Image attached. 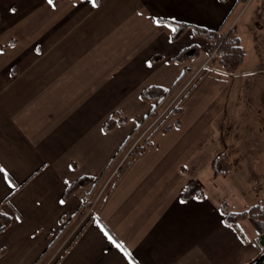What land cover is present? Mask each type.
<instances>
[{
    "label": "crops",
    "instance_id": "0c3cea01",
    "mask_svg": "<svg viewBox=\"0 0 264 264\" xmlns=\"http://www.w3.org/2000/svg\"><path fill=\"white\" fill-rule=\"evenodd\" d=\"M242 5L0 0V165L16 185L0 179V212L11 219L0 232V264H128L105 231L137 264H243L259 255L252 223L240 222L242 238L220 206L242 212L264 195V170L238 135L241 104L256 97L245 95L244 76L260 72L261 61L235 74L208 69L168 121L179 124L153 133L151 146L93 210L98 189L127 156L136 135L130 136L156 106L142 100L143 90L173 89L165 108L211 55V44L190 30L173 40L166 20L239 32L235 13ZM251 23L252 16L240 25L252 33ZM191 46L198 58L169 61ZM157 55L164 59L151 61ZM115 112L127 123L106 133L104 122ZM221 153L234 163L227 176L212 168ZM102 174L91 194L87 188L63 199L77 179ZM191 180L203 199L181 198ZM62 218L70 221L65 229Z\"/></svg>",
    "mask_w": 264,
    "mask_h": 264
},
{
    "label": "trees",
    "instance_id": "16d2710c",
    "mask_svg": "<svg viewBox=\"0 0 264 264\" xmlns=\"http://www.w3.org/2000/svg\"><path fill=\"white\" fill-rule=\"evenodd\" d=\"M104 0H96V4H101ZM247 0H238V3H245ZM164 20V19H163ZM169 24L172 25L174 32L172 35L173 40H178L180 37L187 31L190 30L195 37L204 38L211 44L210 54L213 55V58L208 62V69L218 68L227 74H235L241 68L244 59L245 52L242 45V38L236 29L232 27L228 30H224L223 27L213 30L206 28L204 26L188 24L185 22L166 20ZM200 54L199 48L196 46H191L184 49L176 57L169 59L170 62L176 63H185L190 59L198 58ZM164 58L162 56H152L151 61H161ZM207 70H203L197 79L188 87L184 95L179 99V101L173 105L167 112L164 120L149 134L147 138L143 140L141 144L136 146L132 152L127 157L126 162L118 169L110 188L105 192L104 198L105 201L109 196L111 190L115 187L116 183L123 177L129 166L132 162L141 156L145 150L151 146L149 141L150 137L158 130L169 131L174 124L178 125V120H175L174 123H167L170 118L177 117L182 111V103L188 94L194 89L198 84L201 78ZM190 73L189 69L184 71V74L181 79L187 76ZM179 83V82H178ZM177 85V84H176ZM176 87V86H175ZM173 89L165 91L160 87L153 86L143 90L141 94L142 100L145 102H154L156 101V106L150 111L142 123L136 128V130L130 136L133 137L141 127L150 119L157 115L159 108L162 104L171 96ZM127 123L126 118H124L120 113H113L106 121L104 122L103 129L106 133L111 132L117 126H122ZM212 168L215 175H229L232 173L234 168V163L227 153L219 154L212 163ZM105 174H102L99 178L93 179L92 177L84 176L77 179L73 182L65 191L63 195L64 200L71 198L77 191L82 189L91 188L90 194L96 189L99 183L102 181ZM200 198L205 197L203 188L195 180H191L181 191V198L183 200H189L191 198ZM87 206H92L90 202L86 203ZM220 210L224 215V221L231 226L242 238L244 236L241 228L240 222L243 220H249L256 231L258 236L255 239V243L260 249L259 255L243 264H264V200L259 201L257 204L245 209L242 212H231L226 203H222ZM62 223H64V229L69 224L66 222L65 218H62ZM11 222V219L8 215L0 212V232L5 230ZM63 232V230H62ZM3 251H0V255Z\"/></svg>",
    "mask_w": 264,
    "mask_h": 264
},
{
    "label": "rangeland",
    "instance_id": "374dc122",
    "mask_svg": "<svg viewBox=\"0 0 264 264\" xmlns=\"http://www.w3.org/2000/svg\"><path fill=\"white\" fill-rule=\"evenodd\" d=\"M235 14L239 15L235 24L238 25L245 52L242 69L248 71L247 69H250L249 67L259 61L264 64V0H247ZM251 16L252 23L249 26L251 27L252 33L254 32L253 35L249 30L241 28L240 25L242 21ZM253 37L256 42H254ZM244 77L250 80V88L245 91V95H253V97H256L252 100H246L241 104L243 111L242 119H240V121L243 132H238L239 141H244L252 147L250 150H252V153L256 155V158L258 159V165L255 166H259L260 169L264 170V67L260 69V72L253 74L250 73ZM103 185L104 182L94 197L93 210L102 203L105 192L110 188L109 186L104 193H101ZM263 197L264 195L259 200L252 202L254 203L253 205L264 199ZM246 221L250 222L249 220ZM247 230V228L244 229L246 232Z\"/></svg>",
    "mask_w": 264,
    "mask_h": 264
},
{
    "label": "built area",
    "instance_id": "2783aa9c",
    "mask_svg": "<svg viewBox=\"0 0 264 264\" xmlns=\"http://www.w3.org/2000/svg\"><path fill=\"white\" fill-rule=\"evenodd\" d=\"M213 58V55L210 56L209 60H211ZM205 69H208V64L205 63L202 65V67L200 68V70L198 71V73L196 75H194V77L188 82V84L184 87L183 90H181L178 94H176L171 101L169 102V104L167 106H165V108L159 109L157 112V115L153 118H150L142 127L141 129L138 131V133L136 134V137L134 139L133 144L131 145V147L129 148L128 154L126 157H124L123 160H121V162L119 163L118 167L111 173V175L109 176L108 179H106L104 185H103V190L101 191V193H104V191L110 186L111 182L113 181V178L115 177L118 169L126 162L128 155L132 152V150L138 146L139 144H141L143 142V140L149 136V134L164 120L168 110L175 105L179 99L182 97V95H184V93L186 92V90L188 89V87L197 79V77L201 74V72Z\"/></svg>",
    "mask_w": 264,
    "mask_h": 264
},
{
    "label": "snow or ice",
    "instance_id": "6c2138e0",
    "mask_svg": "<svg viewBox=\"0 0 264 264\" xmlns=\"http://www.w3.org/2000/svg\"><path fill=\"white\" fill-rule=\"evenodd\" d=\"M48 2H49V4H52L53 0H48ZM91 2L93 3V5L96 4V0H91ZM14 10L15 9H13V11ZM155 23L159 25V24H166L167 22L162 21L160 19H157V20H155ZM167 26L169 28L172 27L170 24H168ZM148 63L150 65L151 62L149 61ZM0 173L3 174L2 176H0V179H2L4 182H6L8 185H10L12 187L16 186L15 184L12 183V180L9 178L8 170L3 165H0ZM37 203H39V201H37ZM61 203H64V201H61ZM16 219L19 220L20 217H16ZM105 235L108 236V239L110 241H112V243L115 244L116 248L123 254V258L128 262V264H137V261L134 258L132 252L128 248L124 247L122 242H119V243L116 242L113 239V237L107 233V231H105Z\"/></svg>",
    "mask_w": 264,
    "mask_h": 264
}]
</instances>
